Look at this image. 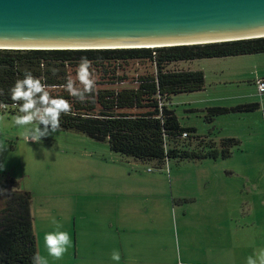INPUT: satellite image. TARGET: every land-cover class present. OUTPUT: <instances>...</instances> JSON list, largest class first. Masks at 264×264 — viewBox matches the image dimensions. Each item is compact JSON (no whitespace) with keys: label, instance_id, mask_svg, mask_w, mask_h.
Here are the masks:
<instances>
[{"label":"trees","instance_id":"16d2710c","mask_svg":"<svg viewBox=\"0 0 264 264\" xmlns=\"http://www.w3.org/2000/svg\"><path fill=\"white\" fill-rule=\"evenodd\" d=\"M258 54H264V37L152 49L0 50V112L20 114V102L10 98L9 89L30 72L50 97H61L70 106L68 112L60 114L57 129L106 143L112 153L145 166L153 165L154 170L164 168L170 160L225 161L240 152L239 140L219 138L215 129L200 136L194 128L181 126L169 106L172 96L202 90V72L168 66L182 61ZM81 58L89 61L93 80L92 89L83 100L65 89L66 81L72 80L75 88L83 90L76 75ZM130 62L145 64L147 70L129 77L124 67ZM125 84L128 85L121 87ZM258 108V104H243L202 112L205 122L212 125L219 117L251 113ZM0 190V264H33L37 248L31 194L1 175Z\"/></svg>","mask_w":264,"mask_h":264},{"label":"rangeland","instance_id":"374dc122","mask_svg":"<svg viewBox=\"0 0 264 264\" xmlns=\"http://www.w3.org/2000/svg\"><path fill=\"white\" fill-rule=\"evenodd\" d=\"M241 58H254V62L249 59L243 63ZM175 64L181 65L183 71L202 72L206 83L214 79L231 82L224 88L222 87L220 92L219 89L208 88L206 93L197 91L172 96L169 106L175 111L181 126L194 128L200 136L207 135L213 129L221 131V135L224 136L238 135L242 141L241 152L236 151L229 159L225 161L218 159L216 162L226 164L228 169L235 168L238 175L241 172L247 174L249 179L256 183L257 190L261 193L260 188L264 190V95H259L251 82L256 81L257 77H264V55L182 61L173 63L168 68L181 69ZM145 70H147V66L140 62H130L124 67V73L129 77L142 74ZM205 103L212 107L258 104L259 108L251 113L219 117L210 125L205 122L204 114L200 110L206 105ZM18 115L21 114L0 112V167H3V170H0V175L3 178L14 180L20 190L32 192L33 225L39 249L43 254L45 246L44 236L41 232L43 228L53 226L54 214H68L65 211L67 207H75L78 216L84 214L86 219L82 222L87 233L78 236L77 261L72 262L71 245L60 258L63 261L61 262L59 259L56 264L60 262V264H90V167L96 171L94 179H98L107 176L108 168L115 166L127 168L132 161L109 151L106 143L95 142L72 131L56 129L55 132H50L41 137L39 141L34 142L25 135L24 126L14 125V119ZM27 127H31V125ZM38 127L42 126L38 125ZM64 159H69L71 162L67 163ZM212 162L209 160L196 163L170 160L164 168L156 169V171L165 175H167V170L171 171V176H174L176 180L173 182L175 195L188 194V192L195 195L198 193V180L201 173V169L197 165ZM247 164L254 166L250 170L239 169ZM145 167L155 169L153 165ZM238 169L239 171H237ZM76 172L77 174H75ZM214 177L215 175L211 176V178ZM77 178L79 180H76ZM188 180L190 181L189 187L187 183L184 185V182ZM79 184H83V186H79ZM248 195L251 199L252 194ZM255 198L257 199L258 196L256 195ZM2 205L3 198L0 197V208ZM254 211L256 214H263L264 217V213H258L264 211V206L255 203ZM40 214H50V219L41 218ZM62 219L66 220V217ZM95 221L103 223V218L100 217ZM240 227H244L242 223ZM258 227L256 225V228ZM203 234L205 233H201L199 230L198 219L176 214L165 228L166 250L164 253L167 254L168 264H181L180 261L183 264H246V260L244 262L240 260L242 257L247 259L248 254L256 256L251 246L240 248L237 252L239 253V256L236 257L237 261L231 255L234 252L231 248L238 247L232 244L231 246L234 248H230L231 238L228 234L224 232L221 235L220 246H222L220 248L211 246ZM244 235L257 236L258 232L240 231L236 237L239 247L242 246ZM206 237L208 236L206 235ZM106 239L103 238L100 241L98 238L94 241V249L100 248L104 243L112 245L116 242L114 237ZM156 241L158 242V238ZM255 247L257 248V245ZM101 253V251L95 252L97 256ZM45 256L46 254L43 257ZM51 258V256L47 258L48 264H50Z\"/></svg>","mask_w":264,"mask_h":264},{"label":"crops","instance_id":"0c3cea01","mask_svg":"<svg viewBox=\"0 0 264 264\" xmlns=\"http://www.w3.org/2000/svg\"><path fill=\"white\" fill-rule=\"evenodd\" d=\"M249 59L254 62V58H241V62H247ZM175 65L181 68L179 70H184L181 65ZM258 78L263 79L264 77H257L256 79ZM251 83L255 86V81ZM228 84L231 82L222 79H214L206 83L204 76V85L199 92L206 93L208 88L219 89L220 92L222 87L224 88ZM205 104L200 109L201 112L207 108H212L207 103ZM216 132L219 134V138L239 140L241 152L242 141L238 135L224 136L221 135V131L217 130ZM64 160L67 163L71 162L69 159ZM209 161L213 162L197 165L201 169V173L198 180V193L195 195L190 192L175 195L173 182L176 180L174 176H171V171L168 172V170L166 171L167 175L162 172L158 173L154 169L148 172L149 167L146 168L145 165L132 161L131 163L128 162L127 168L111 167L107 169L106 177L94 179L96 171L90 167V264H165V261L168 264L167 254L164 253L166 250L164 244L165 228L176 214L198 219L199 230L208 236L203 234L211 246L220 248L222 246H220L221 235L224 232L228 234L231 238L230 248L233 247L232 244L238 247L236 249L231 248L234 251L231 255L235 260L239 256L237 252L240 248L251 246L255 254L260 249H264V217L263 214H256L254 211L255 203L264 206V190L260 188L261 193H259L256 183L250 180L244 172L238 175L235 168L228 169L226 164H219L216 162L217 160ZM252 166L254 165L247 164L239 169L250 170ZM212 175L215 177L211 178ZM185 183L188 184V187L190 186L189 180L184 182V185ZM79 186H83V184H79ZM30 194L32 197V192ZM248 194H252L251 199ZM256 195L258 196L257 199L255 198ZM32 202L31 215L33 214ZM65 211L68 214H54L55 223L50 228H43L41 234L44 236L47 232H54L58 226L60 231H66L71 238L72 262L75 263L78 258V236L87 233L82 222L86 216L84 214L78 216L75 207H67ZM258 213H264V211ZM40 215L41 218L50 219V214ZM63 217H66V220H63ZM98 217L103 218V223L95 221L99 219ZM241 223L244 227H240ZM256 225L259 227L256 228ZM33 229L37 255L44 256L46 254L45 258H50L45 247L43 248L44 254L39 249L34 225ZM240 231H255L258 232V235H244L242 246L239 247L236 237ZM110 237H114L116 242L112 245L104 243L100 248L94 249V241L98 238L101 241L103 238L109 239ZM157 238L158 242L156 241ZM97 251L102 253L97 256L95 254ZM113 252L119 254L118 262L111 259ZM247 256L251 255L248 254ZM252 257L255 259V255ZM240 260L244 262L246 259L242 257ZM57 261L51 258L49 263L56 264ZM60 261L63 260L60 259ZM180 263L183 264L181 261Z\"/></svg>","mask_w":264,"mask_h":264},{"label":"water","instance_id":"95a60500","mask_svg":"<svg viewBox=\"0 0 264 264\" xmlns=\"http://www.w3.org/2000/svg\"><path fill=\"white\" fill-rule=\"evenodd\" d=\"M264 37V0H0V50L161 48Z\"/></svg>","mask_w":264,"mask_h":264},{"label":"clouds","instance_id":"9594fccd","mask_svg":"<svg viewBox=\"0 0 264 264\" xmlns=\"http://www.w3.org/2000/svg\"><path fill=\"white\" fill-rule=\"evenodd\" d=\"M90 64L86 58H81L77 65L76 75L83 90L73 86V81L68 80L65 83V89L70 95L79 100L84 99V94L89 92L93 86V80L90 78ZM45 86L39 79L34 78L30 72L25 73L23 79H18L9 89V96L13 101H19L18 115L14 119L15 126H24V133L32 141L37 142L41 137L50 132H55L60 126V114L69 111V104L61 97H50L44 90ZM2 94V93H0ZM31 125V127H27ZM38 125L42 127H38ZM3 170V167H0ZM2 191V190H0ZM55 223V220L52 221ZM44 246L47 253L52 258L59 260L62 255L71 247V238L66 231H60L59 226L54 232L45 233ZM33 264H48L45 257L34 254ZM111 259L119 261V254L113 252ZM246 264H264V249H260L255 259L252 256L247 257Z\"/></svg>","mask_w":264,"mask_h":264},{"label":"built area","instance_id":"2783aa9c","mask_svg":"<svg viewBox=\"0 0 264 264\" xmlns=\"http://www.w3.org/2000/svg\"><path fill=\"white\" fill-rule=\"evenodd\" d=\"M255 86L257 89V93L259 95H264V79H257L255 81ZM183 137H185V135L183 134ZM148 172L150 171L149 169L147 170Z\"/></svg>","mask_w":264,"mask_h":264}]
</instances>
